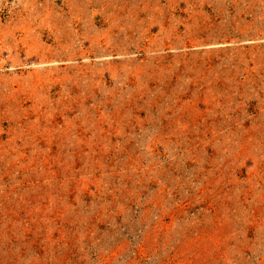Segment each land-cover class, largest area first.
<instances>
[{
	"label": "rangeland",
	"instance_id": "1",
	"mask_svg": "<svg viewBox=\"0 0 264 264\" xmlns=\"http://www.w3.org/2000/svg\"><path fill=\"white\" fill-rule=\"evenodd\" d=\"M0 264H264V0H0Z\"/></svg>",
	"mask_w": 264,
	"mask_h": 264
}]
</instances>
